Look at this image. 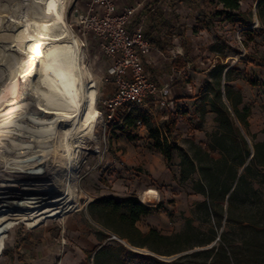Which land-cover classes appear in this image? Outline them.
Wrapping results in <instances>:
<instances>
[{
    "label": "rangeland",
    "instance_id": "rangeland-1",
    "mask_svg": "<svg viewBox=\"0 0 264 264\" xmlns=\"http://www.w3.org/2000/svg\"><path fill=\"white\" fill-rule=\"evenodd\" d=\"M26 1L0 0V48L6 51L2 53L0 61V124L11 121V127L7 126L0 134V146H4L0 151L4 152L6 159L3 162L10 164L17 161L6 152H12V149L25 143L14 140L30 135L29 128L23 132L13 130L14 117L12 112H8L16 80L22 72V68L16 72L14 66L17 62L22 63L27 51V39L14 33L13 18H22V14L34 13L35 10ZM89 1L67 0V22L83 42L85 64L93 75L87 79V83L101 113V119L94 127L99 148L95 140L87 142L80 151L77 169L68 174L66 187L60 194L38 196L19 167L0 166V264H35L34 259L38 257L44 259L42 262L45 264H62L66 257L72 259V264H95V249L101 245L96 230L102 226L90 215L88 208L91 202L109 194L118 199L134 194L154 207L151 214L138 222L144 231L156 227L165 234H175L185 230L188 219H191L202 232L190 231L189 236L177 244L186 249L174 254H159L147 248L131 246L126 241H112L113 245L123 243L133 253L115 252L111 262L106 264H121L124 259L127 264H173L174 261V264H264L262 162L254 165L234 207L230 209L225 203L221 224L214 217L208 220L203 212L198 213L196 203L205 199L194 184L199 174H194L188 180L182 179L181 151L175 150L173 160L167 164L164 155L154 147L148 128L143 124H138L133 130L136 138L128 139L118 126L128 105L114 116H108L104 102L116 89L114 80L107 76L110 59L101 53L95 39L79 33L75 22L77 10H83ZM149 7L147 5L144 12L143 9L140 11L149 15L144 22L146 31L153 36L158 28L170 48L182 45L184 55L188 53L190 59L186 66L179 68L167 58L171 52L167 46L164 56L160 57L163 65H150L153 74L162 70L164 78L163 73L169 71L174 88L171 92L174 104L168 107L155 104L143 107L152 115L153 124L168 135L172 144L182 147L190 155L195 154L199 147H208L211 135L218 129V122L216 113L211 110L212 93L207 84L213 81L211 72L215 65L222 62L233 71L231 83L241 91L243 106L251 108L249 132L241 127L251 147L252 158L255 144L264 140V12L259 10L258 0H241L240 8L234 11L226 10L220 0H166L162 8L151 11ZM159 13L164 15L165 20L155 24ZM71 54L74 58V53ZM64 63V60H60L56 63L57 67L37 70L29 94L22 103L19 124L23 125V118L31 114L35 127L42 124L40 130L36 131L43 135V138H39L42 142L51 127V136L56 139L68 118L62 115L67 78ZM43 72L54 74L56 82L54 88L49 86L51 90L46 89L49 91L46 99L39 83ZM49 111L51 118L41 122L39 118ZM48 147L50 151L51 147ZM212 155L218 156V153ZM51 163L48 160L44 164L48 170ZM152 170L159 174H151ZM151 189L158 195L152 199L142 197ZM33 198L34 206L31 205ZM211 225L217 226L216 239L198 245V241L210 236ZM109 240L106 239L104 243ZM88 252L93 254L89 255ZM144 254H152L157 259L142 258ZM186 254H189L188 257L181 258Z\"/></svg>",
    "mask_w": 264,
    "mask_h": 264
},
{
    "label": "trees",
    "instance_id": "trees-1",
    "mask_svg": "<svg viewBox=\"0 0 264 264\" xmlns=\"http://www.w3.org/2000/svg\"><path fill=\"white\" fill-rule=\"evenodd\" d=\"M220 1L226 10L234 11L240 8L241 0ZM258 8L264 12V0H258ZM189 61L186 53L174 63L180 68L186 66ZM227 68L226 64L219 62L211 72L213 81H209L207 85L211 87L210 105L211 110L216 113L218 129L211 135L208 147H199L195 154L190 155L182 147L172 144L168 135H164L161 129L153 124L152 115L142 107H128L118 123L125 136L131 140L136 138L133 136V130L138 126L139 121L145 125L154 147L164 155L167 164L173 160L175 150L181 151L182 179L188 180L194 174H199V179L195 180L194 184L197 192L202 193L205 199L196 203L197 212H203L208 220L214 217L218 224H221L224 218L225 203L227 202L230 209L234 207L236 198L247 184L254 165L260 161L264 166V140L255 144V153L250 158L251 147L243 130L249 132L251 108L247 105L243 106L241 91L231 83L233 71ZM169 132H171L170 127ZM214 152H217L218 156L212 155ZM88 209L90 215L102 226L96 230L101 245L95 249V264L110 263L115 252L133 253L123 243L113 245L112 241H126L131 246L147 248L159 254H174L186 249L185 246L181 247L177 244L187 238L190 231L202 232L193 225L191 219H188L185 230L175 234H165L156 227H151L148 231L142 230L138 222L142 217L151 214L154 207L144 203L134 194L123 199H118L112 194L104 195L91 202ZM216 227L211 225L210 236L198 241L197 244L205 245L214 241L218 235ZM114 235L117 238H113ZM106 239H110L111 242L104 243ZM220 246L224 248L223 244ZM88 254L92 255L93 252ZM187 255L189 254L181 258L188 257ZM142 258L157 259L152 254H144ZM121 264H127L126 259L122 260Z\"/></svg>",
    "mask_w": 264,
    "mask_h": 264
},
{
    "label": "bare ground",
    "instance_id": "bare-ground-1",
    "mask_svg": "<svg viewBox=\"0 0 264 264\" xmlns=\"http://www.w3.org/2000/svg\"><path fill=\"white\" fill-rule=\"evenodd\" d=\"M27 1L34 7V13L23 12L24 14L21 15L22 18H13V24H15L14 33L18 37L27 39V46H25L27 51L24 54L22 63L17 62L14 66L16 72L21 68L22 72L16 80L12 103L8 112H12L11 115L14 117L12 120L15 123L13 130L23 132V130L29 128L30 135L27 138L23 134L26 138L24 137L23 139L21 137L18 141L15 139V142L24 141V145L14 148L15 150L12 149V152L8 153L9 150L6 152L11 157L14 156L13 158L16 159L17 163L10 164L9 162H3L5 159L4 152L0 151V166L9 165L14 168L19 167L24 172L26 178L29 180L30 187H32L36 194L38 196H45L60 194L64 191L68 174L77 169L80 151L85 148L89 140H95L97 142V148H99L98 137L94 131V127L100 121L101 113L96 106L92 90L87 83V79L92 78L93 75L85 64L83 42L72 32L67 22V0ZM2 51L3 48L1 47L0 61L3 57L2 53H6V51ZM47 51H52V53H47ZM72 52L74 53V58L73 56L71 57ZM19 58L18 55L17 59ZM60 60H64L67 67L65 69L67 78L64 84L66 96L64 98L62 115L68 116V118L64 121V128L56 136V139L51 136V127L48 135H44V141L42 142L39 138H43V135L36 133L37 130H40L42 124L35 127L32 124L33 117L30 116L31 114L23 118V125L19 124L21 121L19 122L18 118L23 111L21 108L22 103L29 94V89L37 74L36 71L41 69V71H46L44 69L57 67L58 64L56 63ZM41 74L42 77L39 83L42 87L41 93L46 99L49 93L48 90H51L49 86L54 88L56 82L55 78H53L54 74L50 75L44 72ZM45 103L48 104L47 101ZM49 113L50 111L48 114L46 113L39 118L41 122L51 118ZM10 122L6 121L0 124V134L7 129V126H10ZM51 142L53 143L50 144ZM48 146L51 147L50 151L47 150ZM3 147L0 146V150ZM48 151L50 154H48ZM48 160L52 161L50 170L44 165ZM39 161H42V163H39ZM157 195V192L151 189L144 193L142 197L152 199ZM34 202L33 198L31 200L32 206H34Z\"/></svg>",
    "mask_w": 264,
    "mask_h": 264
},
{
    "label": "built area",
    "instance_id": "built-area-1",
    "mask_svg": "<svg viewBox=\"0 0 264 264\" xmlns=\"http://www.w3.org/2000/svg\"><path fill=\"white\" fill-rule=\"evenodd\" d=\"M151 1L90 0L76 12L79 33L95 39L111 62L107 76L114 80L116 89L104 102L109 117L126 105L143 108L149 104H174L170 86L159 85L148 72L153 46L146 36L144 21L136 22V15Z\"/></svg>",
    "mask_w": 264,
    "mask_h": 264
},
{
    "label": "crops",
    "instance_id": "crops-1",
    "mask_svg": "<svg viewBox=\"0 0 264 264\" xmlns=\"http://www.w3.org/2000/svg\"><path fill=\"white\" fill-rule=\"evenodd\" d=\"M165 1L166 0H152L148 5H150L149 8L152 11L154 9L162 8L165 5ZM145 9L146 8L143 9V12H144ZM143 12L142 13L139 12L136 15V22L141 21V20L145 22L146 17H147V19H149V15L147 16ZM153 17H154V15H153ZM163 20H165L164 19V15H162V13H159L158 14V18L155 21V24L156 23L159 24L160 21L163 22ZM145 31H146V27H145ZM150 34L151 33H148L146 31V36H147V38L150 39V41L152 43V46H153L151 57L149 59V62L147 63L148 72L159 83V85H161V86L169 85L170 86V94H171L172 90L174 89L172 84H171V82H170L172 80V74H170L169 71H167V72L163 73V75L166 76L164 78L161 75L162 70H157V72H154V74H153L150 71V69H149V67H150V65L152 63H154L156 66H159V67L163 65V59L161 60L160 57H161V55L164 56V51L167 50V46L170 48V45H167L168 43H166V41H164L165 38L163 36V33L160 32V31L158 32V28H157V30L155 29V34L153 36H151ZM152 41H156V42H152ZM174 43L177 44L178 42L174 41ZM170 49H171V52H170V54H169V56L167 58H170L172 61L175 62L179 57H183L184 56L182 45H178L177 44L175 47H172ZM178 89H180V88H178ZM171 96H172V94H171ZM154 172L159 174L157 171H153V170L150 171V173L153 174V175H154ZM34 260H35V264H36V261L38 262L37 264H45V263L42 262L44 259H42L41 257H38V259H34ZM71 262H72V259L70 257L63 258V260H62V264L63 263L64 264H72Z\"/></svg>",
    "mask_w": 264,
    "mask_h": 264
}]
</instances>
